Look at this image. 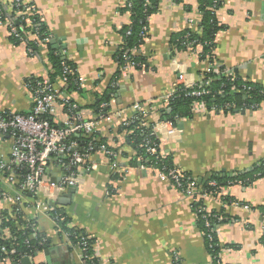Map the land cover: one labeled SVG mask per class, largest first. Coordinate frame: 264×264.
<instances>
[{
	"label": "crops",
	"instance_id": "1",
	"mask_svg": "<svg viewBox=\"0 0 264 264\" xmlns=\"http://www.w3.org/2000/svg\"><path fill=\"white\" fill-rule=\"evenodd\" d=\"M22 1L32 5L52 34L50 50L56 46L54 51L76 68L81 91L69 97L85 120L96 119L93 107L108 87H116L109 104L115 118L101 123L95 133L107 149L117 153L116 164L125 171L113 180L105 156L96 155L97 171L85 172L71 198H61L68 204L54 207L67 219L66 227L93 240L99 264H212L191 200L159 181L155 172L140 168L135 145L127 139L131 132L122 130L135 104H140L147 123L163 121L170 108L160 100L176 89L178 75L183 77L182 86H194L206 76L210 63L199 59V49L183 52L171 45L176 35L199 22L198 0L158 1L139 50L145 59L142 70L119 69L114 57L122 45L119 30L129 24V15L117 12L126 0ZM215 19L218 30L212 63L233 71L245 83L264 87V0H222ZM47 56L46 45L29 56L25 46L13 45L7 28L0 26V112L31 111L25 81L49 80ZM115 76L117 82H111ZM197 103L191 104V119L180 120L182 128L177 125L174 136L159 127V151L198 184L212 176L245 178L241 184L208 195L204 207L207 215L218 220L213 230L221 247V264H264V175L258 178L257 173L264 162V102L255 110L233 106L227 113H197L193 107ZM65 118L58 108L54 121L61 124ZM9 150L8 141H1L0 158L7 157ZM57 176L58 172L53 178ZM231 201L245 203L250 211ZM4 212L14 221L21 215L20 221L31 224V237L47 244L32 257V264L82 262L80 250L65 243L48 218L35 217L29 197L17 215L11 200H0V216ZM1 232L11 237L7 229Z\"/></svg>",
	"mask_w": 264,
	"mask_h": 264
},
{
	"label": "built area",
	"instance_id": "2",
	"mask_svg": "<svg viewBox=\"0 0 264 264\" xmlns=\"http://www.w3.org/2000/svg\"><path fill=\"white\" fill-rule=\"evenodd\" d=\"M11 2L18 4L20 0H11ZM32 12L31 8H27L25 13L18 12V15H30ZM0 26L7 28L9 36L18 37L17 29L9 20L3 21L1 14ZM141 37L143 40L146 39L147 27L143 28ZM51 39L49 37L37 43L42 47L46 43H50ZM140 47L132 49L130 51L131 56L140 54ZM27 51L28 53L31 52L30 49ZM125 60H128V57ZM62 65L64 68L62 70V77L58 82L59 84H52L49 80H35L31 83H25V88L30 93L32 100V109L29 113L0 112V142L8 141L10 145L9 155L0 158V200H11L13 211L17 215L22 202L26 197H29L32 209L36 215L35 217L43 215L48 218L55 226V231L60 234L65 243L71 248L80 250L82 257L80 264H83L85 259L84 253L86 252L85 243H71L69 240L70 234L62 228L60 213L54 207H51L49 202L54 201L60 193H65L71 188L78 187L85 172L97 171L96 155L102 154L105 156L103 161L108 164V169L112 176L121 175L125 169L116 164L117 153L107 149L103 144L97 145L100 141L96 136V129L101 123H110L115 118V114L112 115L109 111L108 113L97 114L96 119L93 121L85 120L78 106L71 101L69 94L64 91L69 85L66 77H74L75 84L79 85H81V79L76 70L73 71L65 67L64 64ZM130 66L132 64L126 63L123 69L132 68ZM209 66L206 70V75L216 74L230 81L237 80L236 74L233 71L220 69L215 63H210ZM75 74L77 75L76 77ZM181 80H183L182 75H178L177 82L179 84L177 83L176 89L184 85L180 83ZM210 82L211 79H207L205 76L202 81L194 86L185 85L182 87L190 91L187 94L189 97L196 99L208 94L205 88L209 86ZM112 85L115 87L114 84ZM176 89L161 98V105L169 106L170 100L176 93ZM231 89L238 91L234 86ZM244 90H246L245 87H243ZM106 107L107 104L100 105V109ZM193 107L195 109L194 112L197 113L220 111L215 107L206 110L204 102L194 104ZM58 108L63 110L66 117L61 124L54 121ZM253 108L255 109L256 106L251 107V109ZM132 111L133 115L128 120H124L122 126L125 127L134 122H139L140 128L149 130L148 136L156 139H158L157 130H159V127L166 129V134L170 137L177 133V125L180 119L175 118L173 122L161 121L153 124L145 121L140 104L133 105ZM118 114L120 115V113ZM78 135H82V138L85 139L81 144L78 141L71 140V137ZM143 147L151 156H155L158 153V157H155L156 159L164 157L161 152H157V148L150 147L149 141H146ZM137 162L141 163L142 159L138 158ZM140 168L155 172L159 181L168 183L182 195L189 198L191 200V208L192 206H196V213L201 214L202 218L206 221L205 226L207 228L211 227V223L208 221L209 215H207L204 207V201L210 194H205L193 181L184 186L183 180L185 176L183 171L179 169L157 168L152 163L147 167L140 165ZM57 172V178H53V175ZM209 186L216 187V184L215 182H210ZM232 205L250 211L249 206L245 203L233 201ZM65 228L69 229L66 226ZM207 237L209 240L212 239L210 234ZM0 251L3 254L6 253L4 247ZM220 256L219 253V259ZM23 258H28L32 261V257L26 255L17 259L15 264H20ZM95 258L97 257L95 256ZM6 262H9V260L5 258L1 260V263Z\"/></svg>",
	"mask_w": 264,
	"mask_h": 264
},
{
	"label": "trees",
	"instance_id": "3",
	"mask_svg": "<svg viewBox=\"0 0 264 264\" xmlns=\"http://www.w3.org/2000/svg\"><path fill=\"white\" fill-rule=\"evenodd\" d=\"M158 1L159 0H126L125 5L118 9L117 12L119 14L129 15V24L119 30V33L123 37L122 45L114 55L119 69L124 67L126 63L132 64L130 67L135 70H142L145 68L144 57L141 54L131 56L130 51L134 48H139L143 44L144 40L141 37V33L144 27L148 28L149 18L156 13ZM198 4V11L200 14L199 22L195 24L193 28H189L176 35L171 45L172 48L183 52L188 50L195 51L196 49H199V59L201 61L207 60L209 63H212L214 61V38L218 30L215 12L222 6V0H198ZM27 8H31L33 10L30 15H18V12L25 13ZM0 14L3 21L9 20L17 29L18 37L9 36V41L15 46L22 44L25 46L26 50L30 49L31 52H29L28 55L31 57L35 56L39 51L40 45H38V41H43L49 37L53 38L41 17L36 13V10L34 11L32 5L24 4L22 0H20V3L18 4L15 2L7 4L4 3L3 0H0ZM45 45L48 48V65L51 68L48 73V79L50 83L54 84L62 77V70L64 68L62 64L73 71L76 70V68L63 55L59 54V52L57 53L54 50H50L49 43H46ZM126 57H128V60H125ZM76 76L77 75L75 74V77ZM66 78L69 84L68 87L64 89L66 93H78L81 91L80 85L75 84L76 82L74 81V77L72 78L68 76ZM206 78L211 79L209 86L205 88V90L208 91V94L202 95L196 99L191 98L187 95L190 91L185 90L182 86H179L176 89L174 97L170 100L168 106L170 111L162 116V120L166 122H173L175 118L180 120L191 119L192 115L190 110L191 104L194 101L198 103L204 102V105L208 109L215 107L217 110H223L225 113L230 111L229 107L231 106H236L237 109H251L252 106H256V108H258L260 103L264 102V87L253 83H245L237 75V80L235 81H230L229 79L216 74H207ZM35 80L41 81V79L31 78L26 80L25 83H31ZM117 80V76H115L111 82L116 83ZM233 86L238 91H233L231 89ZM243 87H245L246 90L243 91ZM115 90L116 87L107 88L103 96L93 107L96 114L104 112L108 113L110 111V107L108 105L115 95ZM101 104H107V107L100 109ZM255 109L253 108L251 110ZM140 117L142 118V116ZM122 130H125L127 133L131 132L127 139L135 145L137 159H142V162L138 163L139 165L147 167L150 163H152L157 168L176 169L171 164V161L167 156L164 155L163 158L156 159L155 157H158V153L155 156H151L146 152V149L143 147V144L146 141L150 142V147H155L157 148V152H160L158 148L159 141L154 137L148 136L149 130L140 128L139 122H134L125 127L122 126ZM71 140L78 141L80 144L85 141V139L82 138V135L73 136L71 137ZM99 141L100 142L97 143V145L104 144V139ZM257 173H259L258 178H261L264 175V162L261 163ZM183 174L185 176V179L183 180L184 186L193 181L203 190L205 194L211 195L217 194L220 188L237 185L239 182L241 184L245 179L241 177L226 178L223 180L212 176L209 180L198 184L191 175L188 173ZM114 179H120V176H113V180ZM210 182H215L216 187H210ZM192 210L197 216V225L205 238V246L209 256L211 257L212 264H221L220 259L218 258L221 247L216 240L215 232L213 230V226L218 221L217 218L209 215L208 221L211 223V227L207 228L205 226V219L202 218L201 214L196 213V206H192ZM20 217L21 215H18V218L14 221L8 217L5 212L1 213L0 249L4 247L6 253L3 254L0 251V262L4 258L15 262L17 259L21 258V256L27 255L33 257L39 251L46 249V243H41L40 239H33L31 237V224L20 221ZM61 219L62 228L70 234L69 240L72 244L85 243L86 245L83 264H98V259L95 258V254L92 249L93 240L83 232L66 229L65 226L68 221L64 216H61ZM18 225L22 226V229H19ZM4 229H7L10 232L11 237L9 239L5 238L2 234L1 231ZM208 234L211 235V240L208 239ZM261 241L264 244V236Z\"/></svg>",
	"mask_w": 264,
	"mask_h": 264
},
{
	"label": "water",
	"instance_id": "4",
	"mask_svg": "<svg viewBox=\"0 0 264 264\" xmlns=\"http://www.w3.org/2000/svg\"><path fill=\"white\" fill-rule=\"evenodd\" d=\"M55 39H56V37H54L53 40H55ZM56 41H57V43H59L57 39H56ZM50 43H51V42H50ZM62 48H63V50H65V47H64V46H63ZM52 49H53V50H56L57 47H56V46H55V47L53 46ZM117 97H118V96H117ZM118 100H119V99H118ZM168 111H169V110H168ZM178 128L181 129V128H182V125L179 124V125H178ZM75 190H76V188H71V189L67 190L65 193H60V194L58 195L57 199H55L54 201L49 202V205H50L51 207H55L56 205H61V206H65V205H67V204H68V201H67V200H66V201H63V200H62V201H61V198L63 199V198L65 197L66 199H70V198H71V195L75 193ZM58 198H59V199H58ZM45 254L47 255L48 253L45 252ZM32 262H33V261L29 260L28 258H23V259H21L20 264H32ZM47 264H49V261H48V260H47Z\"/></svg>",
	"mask_w": 264,
	"mask_h": 264
}]
</instances>
